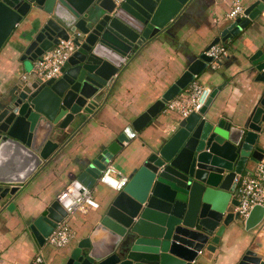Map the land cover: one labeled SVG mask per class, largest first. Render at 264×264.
Instances as JSON below:
<instances>
[{"label":"water","instance_id":"water-1","mask_svg":"<svg viewBox=\"0 0 264 264\" xmlns=\"http://www.w3.org/2000/svg\"><path fill=\"white\" fill-rule=\"evenodd\" d=\"M192 1L0 0V51L21 29L16 48L25 71L0 94V213L15 208L21 186L105 106L124 68ZM263 10L264 0L248 6L246 16L233 20L210 46L239 35ZM70 37L74 50L59 77L44 79L32 69ZM249 60L261 88L248 119L238 125L208 118L214 89L205 107L182 119L132 171L127 185L102 207L95 231L78 242L65 264H210L224 237L241 227L252 239L261 237L264 207L255 206L246 219L235 211V179L264 152V43ZM210 61L205 53L194 61L103 151L97 170L86 169L78 179L93 189L123 142L153 121ZM66 215L56 198L30 224L40 245ZM256 244L259 250L247 248L236 264H264L262 245Z\"/></svg>","mask_w":264,"mask_h":264},{"label":"crops","instance_id":"crops-1","mask_svg":"<svg viewBox=\"0 0 264 264\" xmlns=\"http://www.w3.org/2000/svg\"><path fill=\"white\" fill-rule=\"evenodd\" d=\"M234 1L193 0L163 34L152 39L124 68L105 106L47 166L38 169L26 185L21 186L15 208L0 213V264H32L42 245L30 224L45 213L71 180L86 169L95 172L102 163L99 156L103 151L200 58L232 23L226 16ZM241 1L247 8L257 0ZM21 34L18 29L0 51V94L25 74L21 52L16 48ZM220 43L229 48V56L222 59L216 69L209 63L202 66L195 79L218 90L206 116L225 117L239 125L248 119L260 94L261 87L249 70V57L264 43V10L239 35ZM180 121L177 114L162 111L134 138L124 141L108 164H113L117 172L129 177L152 150L169 139ZM255 166L248 164V171L244 174L253 171ZM115 193L111 187L97 181L93 194L100 208L78 212L72 221L77 239L64 249L46 248L42 264H65L78 242L95 231L102 207ZM256 242L262 245L260 250L264 255V231L260 238L252 239L243 226L224 237L210 264H236L247 248L259 250Z\"/></svg>","mask_w":264,"mask_h":264},{"label":"built area","instance_id":"built-area-1","mask_svg":"<svg viewBox=\"0 0 264 264\" xmlns=\"http://www.w3.org/2000/svg\"><path fill=\"white\" fill-rule=\"evenodd\" d=\"M120 3L123 0H115ZM245 6L241 0H235L227 19L233 21L239 17H244ZM74 50L73 38L61 40L46 51L34 63V70L44 79L59 77L62 66L69 59ZM211 58L209 65L211 68H218L220 61L229 56V48L216 43L204 52ZM212 87L194 79L184 90L173 99L166 102L164 112L175 113L182 120L190 114L199 113L207 104L212 94ZM239 184L238 200L239 205L235 208L236 213L242 219H246L255 206L264 207V152L262 159L256 164L253 171L248 174L238 175L235 179ZM98 181L114 191H121L128 183L129 177L117 172L113 164H107L102 171ZM57 200L67 212L64 219L57 225L42 245L32 264H42L45 262V249H64L70 246L77 239V231L73 226V218L80 211L100 208L99 201L94 197L93 189L87 187L78 178L71 180L58 194Z\"/></svg>","mask_w":264,"mask_h":264}]
</instances>
